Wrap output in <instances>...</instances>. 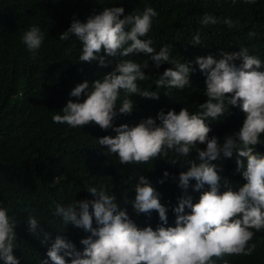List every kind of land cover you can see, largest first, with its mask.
<instances>
[{
    "label": "clouds",
    "instance_id": "9594fccd",
    "mask_svg": "<svg viewBox=\"0 0 264 264\" xmlns=\"http://www.w3.org/2000/svg\"><path fill=\"white\" fill-rule=\"evenodd\" d=\"M225 3L232 5L236 0ZM157 16L155 8L146 5L142 11L133 10L127 15L123 7L110 6L83 22L73 17L59 39L74 37L80 43L81 63L98 61L99 67L108 68L112 60L107 58L121 59L102 78L77 84L69 94L77 102L69 99L52 120L72 128L95 123L102 130L111 129L115 135L98 138V144L126 167L147 165L169 152L177 158L195 152L196 160L189 161L190 167L186 166L187 158L182 160L171 201L165 200L145 175L138 176L131 205L136 215L150 218L153 211L158 213L160 224L155 230L139 227L127 208L121 207L115 192L109 193L107 185L88 186L92 199L57 204L54 215L65 226L63 234L56 235L48 249H42L34 264H215L214 257L251 256L256 250L257 245L250 242L256 232L264 229V52L240 48L232 53L196 54L193 60L185 58L182 47L163 45L156 51L153 41L145 37ZM221 23L229 29L239 27V20L208 13L200 20L203 27ZM44 40L45 33L36 25L21 37L33 58ZM201 44L197 32L190 45ZM139 54L150 59H123ZM150 74L158 88L184 90L192 86L190 79L194 86L196 81L203 104L195 113L187 107L178 113L174 109L166 114L161 110L155 119L114 127L118 115L133 113L130 97L159 99L156 91L138 84L146 82ZM82 95L85 98L79 102ZM233 113L238 114L242 125L237 132L226 135L223 141L210 137L209 122ZM198 145L206 148L202 150ZM234 153L239 157L236 171L240 177L228 181L223 168L213 162L231 158ZM177 163L178 159H173L169 164ZM163 176L167 179L169 173L165 171ZM17 226L16 218L0 204V264L21 262L14 254L18 248ZM67 228L71 235L65 233ZM27 230L31 235L43 236L42 243L50 238L32 215L27 217Z\"/></svg>",
    "mask_w": 264,
    "mask_h": 264
},
{
    "label": "trees",
    "instance_id": "16d2710c",
    "mask_svg": "<svg viewBox=\"0 0 264 264\" xmlns=\"http://www.w3.org/2000/svg\"><path fill=\"white\" fill-rule=\"evenodd\" d=\"M226 0H0V204L9 209V215L18 222L15 229L17 249L14 254L20 264L38 262L42 249H48L56 235L65 226L54 215L56 205H67L73 201L92 199L87 193L88 186L107 185L109 193L115 192L122 208H127L131 219L141 228L151 226L154 230L160 224L158 213L151 217L136 215L131 202L135 199V184L139 175H145L162 197L171 201L175 192L178 171L182 160H196V153L189 157H158L147 165L126 167L121 165L116 155L101 148L97 139L105 135L114 136L109 129L102 130L95 123L72 128L67 124H57L52 116L60 113L74 87L84 80L94 82L110 72L121 57L112 60L108 68H101L98 61H79L80 43L74 37L61 41L59 35L66 31L73 17L80 21L104 7L118 6L125 14L133 10L142 11L150 5L158 12L153 19L151 31L145 39L153 41L152 46L159 51L163 45L182 47L185 58L196 54L217 53L240 48L264 52V0L245 3L236 0L232 5ZM230 17L239 20V27L229 29L224 24L203 27L202 16ZM32 25L39 26L45 33V40L33 58L22 43L23 33ZM199 32L200 46H192L193 36ZM250 33L252 35H250ZM264 54V53H263ZM135 62L150 59L144 54L123 57ZM184 90L158 88L153 74L146 82L139 81L140 88L156 91L158 100L130 97L134 101V111L130 116L118 115L113 126L122 124L135 126L142 119H155L158 112L182 107L190 112L199 110L202 96L195 86ZM194 86V87H193ZM192 89V90H191ZM190 90V91H189ZM82 95L79 102H83ZM124 98L121 92L120 99ZM120 101L118 100L117 106ZM209 136L221 141L226 135L237 132L238 114L233 113L210 121ZM202 150L206 145H198ZM236 153L231 158L221 157L214 161L223 168V176L228 181L238 179ZM178 159L177 165L169 164ZM244 160V158H242ZM167 171L169 177L164 178ZM164 180L163 184L158 183ZM160 196V199L162 200ZM125 199L128 204H125ZM12 212V213H11ZM36 217L50 238L46 243L43 236L31 235L27 230V217ZM154 219V223L151 221ZM255 231V230H253ZM68 235L71 230L66 229ZM257 245L251 256L224 255L213 258L215 264H264V229L255 233L253 241Z\"/></svg>",
    "mask_w": 264,
    "mask_h": 264
}]
</instances>
